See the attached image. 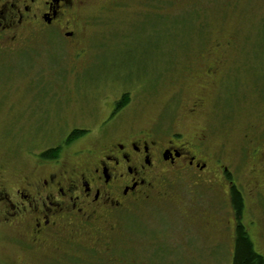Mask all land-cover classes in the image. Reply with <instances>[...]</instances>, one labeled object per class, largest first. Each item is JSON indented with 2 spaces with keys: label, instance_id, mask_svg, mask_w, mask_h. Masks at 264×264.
<instances>
[{
  "label": "rangeland",
  "instance_id": "obj_1",
  "mask_svg": "<svg viewBox=\"0 0 264 264\" xmlns=\"http://www.w3.org/2000/svg\"><path fill=\"white\" fill-rule=\"evenodd\" d=\"M81 15L86 52L75 66L56 41L0 55V160L12 183L29 176L34 159L71 132L97 134L121 94L131 97L119 114L127 128L170 131L176 118H186L185 133L206 129L210 152L230 165L238 183L245 167L237 165L240 138L264 122V0H136L125 10ZM223 43L225 50L209 61L221 58L218 70L205 78L201 53ZM198 99L203 105L192 117ZM215 185L194 188L185 179L169 203L131 216L136 230L128 222L122 230L124 249L136 245L129 253L113 251L116 258L107 261L81 250L62 264H231V239L198 227L219 224L216 216L224 213ZM0 264L42 263L0 236Z\"/></svg>",
  "mask_w": 264,
  "mask_h": 264
},
{
  "label": "flooded vegetation",
  "instance_id": "obj_2",
  "mask_svg": "<svg viewBox=\"0 0 264 264\" xmlns=\"http://www.w3.org/2000/svg\"><path fill=\"white\" fill-rule=\"evenodd\" d=\"M134 1L0 0V55L56 41L66 63L75 66L86 52L81 14L94 8L125 10ZM226 44L201 53L200 60L208 61L202 71L205 78L218 70L221 58L209 61ZM130 102L131 97L119 95L97 134L70 133L56 159H42L45 151L41 152L29 176L14 183L0 160V236L37 263L62 264L79 258L76 253L81 250L98 252L110 261L116 258L113 251L127 254L136 247L128 240L127 248L123 246L126 223L136 230V220L130 217L169 203L186 179L205 190L216 184L223 198L224 213L216 216L219 224L199 223L203 233L215 229L231 239L233 252L240 228L253 251L264 256V122L249 127L240 138L237 165L245 167L237 183L230 165L210 152L206 129L185 133L186 118H176L170 131L154 125L127 128L119 114ZM202 105L203 99L193 101L189 115L196 116ZM83 141L84 147L76 145ZM247 162L251 165L246 173ZM179 205L191 216L182 202Z\"/></svg>",
  "mask_w": 264,
  "mask_h": 264
},
{
  "label": "trees",
  "instance_id": "obj_3",
  "mask_svg": "<svg viewBox=\"0 0 264 264\" xmlns=\"http://www.w3.org/2000/svg\"><path fill=\"white\" fill-rule=\"evenodd\" d=\"M84 134V131H73L71 137H79ZM60 147H56L45 151L41 154L42 159L54 160L58 157ZM239 203V201H236ZM231 264H264V257L253 251L249 240L243 236L240 228L236 232V241L232 253Z\"/></svg>",
  "mask_w": 264,
  "mask_h": 264
}]
</instances>
